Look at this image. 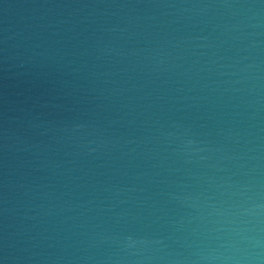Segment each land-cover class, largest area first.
Listing matches in <instances>:
<instances>
[{
    "label": "clouds",
    "instance_id": "obj_1",
    "mask_svg": "<svg viewBox=\"0 0 264 264\" xmlns=\"http://www.w3.org/2000/svg\"><path fill=\"white\" fill-rule=\"evenodd\" d=\"M3 32L2 59L32 78L0 121V264H264V137L221 143L198 122L264 107V0H41ZM137 159L226 173L169 169L195 185L168 202L213 227L161 229L138 195L160 165Z\"/></svg>",
    "mask_w": 264,
    "mask_h": 264
},
{
    "label": "water",
    "instance_id": "obj_2",
    "mask_svg": "<svg viewBox=\"0 0 264 264\" xmlns=\"http://www.w3.org/2000/svg\"><path fill=\"white\" fill-rule=\"evenodd\" d=\"M39 3L41 0H0V37L4 35L3 29L10 23L15 22L18 19L20 13L23 9L32 3ZM5 5H9V8H5ZM3 45L0 44V48ZM3 53H0V121L4 119L5 116L14 117L19 114V109L23 106L21 101L24 100L25 96L30 95L29 91H26L30 87V82L32 78V71H28V65H25L23 68L19 67H10L8 66L11 62L4 61L2 59ZM34 71V70H33ZM223 79V78H220ZM203 103V102H201ZM231 103H235V101H231ZM239 111V109H229V108H215L212 109L211 112L207 113L208 115H212V113H216V115L212 116L211 120L198 121L206 124V130H211L212 134L215 135L217 131H220V136L216 138L221 140V143L230 144L231 141L222 140L223 137L228 130L229 127L232 128H247L253 136L264 137V107L261 108L258 116H252L251 114L255 112V109H247L248 115H246L243 120L241 117L230 116V115H221L222 112L233 113ZM204 112V109H201V113ZM192 115H199L200 113H196L195 110H191ZM233 121L232 124H229L228 121ZM235 121H241V123L236 124ZM222 130V131H221ZM243 141L238 142L237 148L234 150H238L239 144H242ZM264 143L262 140L254 139L253 144ZM151 147V145H148ZM251 147V145H249ZM249 155H255L254 153H249ZM261 155V163L264 164V150L260 151ZM214 162V158L210 159L206 162L211 164ZM145 163H159V167L150 169L149 171L152 173H159V175H154L152 177L153 183L149 184L145 181V186L148 188L146 193H140L138 195H149L151 199L148 201L149 204H152L151 217L154 218L156 216L161 217L160 220L156 221V224L161 225V229L163 228H171L177 227L179 225L169 226L166 222L168 220H176L180 216L185 217V227L180 228L179 231L175 232L174 235L183 237L187 235L192 228H196L198 232L203 231L204 229L213 227V225L209 222L214 219V217H209L207 215V210L203 213V219H200L198 213L199 209H181L177 206H174L173 203L168 202V197L164 195L165 192H169L172 190V183L177 180H185L186 182L193 183L195 185V180L190 179L186 176H181L180 172H169V169L180 168L181 172H184L186 169H191L192 171H203L208 174H212L216 177L223 176L226 173L223 172H213L211 169H201L196 165H187L182 164L179 159H176L175 163L170 161H146L141 162L139 159L133 161V164H139L140 168L135 170H141L145 167ZM220 163H225L228 165L230 171L237 172V175L244 171L243 168H238L237 164L239 162L233 161H221ZM250 163H255V161H249ZM247 164L245 165V168ZM3 169L0 168V179H2ZM234 179L236 177H233ZM131 183V182H129ZM168 185V186H166ZM137 186H140L137 184ZM154 202V203H153ZM124 207V206H120ZM135 210V209H134ZM191 215L193 217H197L196 219H192L190 223L187 222L188 216ZM155 226V225H153ZM189 240L192 239L191 236L188 237Z\"/></svg>",
    "mask_w": 264,
    "mask_h": 264
}]
</instances>
